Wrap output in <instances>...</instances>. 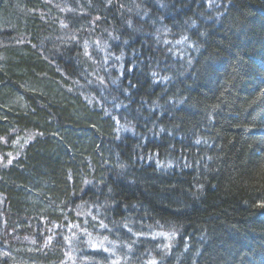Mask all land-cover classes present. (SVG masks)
<instances>
[{
  "label": "trees",
  "instance_id": "trees-1",
  "mask_svg": "<svg viewBox=\"0 0 264 264\" xmlns=\"http://www.w3.org/2000/svg\"><path fill=\"white\" fill-rule=\"evenodd\" d=\"M139 1L0 0V135L19 129L13 147L0 144V184L28 214L21 232L58 236L42 224L82 183L102 188L114 174L117 196L100 197L106 214L120 210L108 224L116 250L102 263L127 264V236L142 233L139 264H152L159 230L176 231L178 247L196 228L204 251L179 264H264V0H222L215 21L182 1L170 13ZM157 135L166 147L155 152Z\"/></svg>",
  "mask_w": 264,
  "mask_h": 264
},
{
  "label": "bare ground",
  "instance_id": "bare-ground-1",
  "mask_svg": "<svg viewBox=\"0 0 264 264\" xmlns=\"http://www.w3.org/2000/svg\"><path fill=\"white\" fill-rule=\"evenodd\" d=\"M179 2H184L186 5L191 6L194 10L198 11L200 14H213L214 21L219 20V13L222 11L220 7L223 5L222 0H176ZM137 5L140 4L139 0H133ZM174 5H179L176 2H171V0H160V6L164 10L170 13L171 8ZM191 11V10H190ZM186 12V9L181 6V12L177 14V18ZM172 15L169 14L168 18L170 23L175 26L172 20ZM123 35L125 37L135 38L138 35L149 34V30L140 27L138 31L124 26L122 28ZM149 36V35H148ZM162 46L173 48L176 43L175 40L166 37L165 43ZM169 78H174L171 73L168 75ZM261 78V77H260ZM183 108L186 106L183 105ZM203 114L199 115L198 121L203 120ZM145 124L151 127V121L149 119L145 120ZM264 128V126H263ZM13 137H3L0 135V144L8 143L13 147L17 141L19 135V129L13 130ZM120 140L122 139L126 142L127 149H132L136 141L134 136L130 132L122 131L120 134ZM26 144H29V139L27 135L25 136ZM153 147L155 152L163 150L166 144L163 137L157 135L153 140ZM119 149V146H117ZM147 149H150L147 147ZM143 150L150 152L149 150ZM117 163V160L115 164ZM110 168L109 166L107 169ZM108 182L100 187L99 184L94 183V181H85L81 185V190L79 192L78 198L69 203V206L65 208L62 215L58 220L51 219L46 221L43 227L49 228L47 225H53L55 229H59L58 236H46L47 239L40 238L36 231H31L29 234L22 233V227H26L25 219H27L28 214L25 212L23 214H18V212L13 209L12 201L10 200V195L3 188V184H0V244L6 246L1 247L0 252V264H39L35 256L42 258L46 264H121L119 259H113L109 263H102V255L104 253L112 255L116 250V242H114L111 237V233L108 230V224L112 220H116L120 216V210L112 209V211L106 214L108 209L106 203L100 197L101 194L117 196L116 195V184H121L124 182V178H120L113 174V178L108 176ZM113 179V181H112ZM34 208H42L39 203L34 204ZM49 210H52L50 208ZM46 211H48L46 209ZM48 222V223H47ZM98 229V232H103L104 238L102 240L89 238L88 232ZM196 228H189L188 233L192 237V246L189 243H184L180 246L174 247V243L179 239L176 231H158V235H162L163 239L154 244L159 245L163 243V246L154 247L155 253L149 256L152 264H179L180 259H184L192 250L196 253L198 257L204 251V246L199 242L196 237H194L198 230ZM203 230V229H202ZM108 233V236L106 235ZM135 237L129 235L132 239H136L137 244L135 248L129 243L128 250L130 254L126 257L127 264H139L142 260L140 257L143 256V251L141 247L144 246L146 242L144 241V236L142 233L135 234ZM156 235V236H158ZM171 235L174 238H170ZM72 238H77L75 243H71ZM52 245H56L54 248L59 247V250L51 248ZM154 246V245H153ZM138 247V249H136ZM19 251H21L19 254ZM15 256V258H14ZM14 258V259H13ZM158 259V260H157ZM191 259H188L190 263Z\"/></svg>",
  "mask_w": 264,
  "mask_h": 264
}]
</instances>
